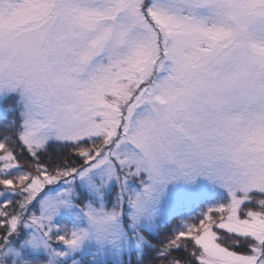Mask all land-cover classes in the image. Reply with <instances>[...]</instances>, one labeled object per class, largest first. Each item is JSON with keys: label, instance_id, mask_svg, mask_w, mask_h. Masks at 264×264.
<instances>
[{"label": "snow or ice", "instance_id": "snow-or-ice-1", "mask_svg": "<svg viewBox=\"0 0 264 264\" xmlns=\"http://www.w3.org/2000/svg\"><path fill=\"white\" fill-rule=\"evenodd\" d=\"M0 264H264V0H0Z\"/></svg>", "mask_w": 264, "mask_h": 264}]
</instances>
